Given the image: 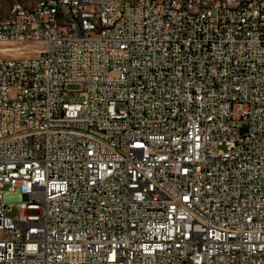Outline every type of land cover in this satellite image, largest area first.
Here are the masks:
<instances>
[{
	"label": "built area",
	"instance_id": "2783aa9c",
	"mask_svg": "<svg viewBox=\"0 0 264 264\" xmlns=\"http://www.w3.org/2000/svg\"><path fill=\"white\" fill-rule=\"evenodd\" d=\"M249 1L17 3L0 29V264H264Z\"/></svg>",
	"mask_w": 264,
	"mask_h": 264
},
{
	"label": "bare ground",
	"instance_id": "6f19581e",
	"mask_svg": "<svg viewBox=\"0 0 264 264\" xmlns=\"http://www.w3.org/2000/svg\"><path fill=\"white\" fill-rule=\"evenodd\" d=\"M219 1L221 7L225 9L238 8V13H248L252 9V1L249 0H213ZM17 5V4H16ZM13 8L11 15L8 18L0 17V29L11 26L15 22V10ZM39 7H46V13H54V6H46V0H39L30 8L24 9H38ZM179 12H193V17H200L202 14V6H195L193 1H182L179 4ZM105 28H112V21H105Z\"/></svg>",
	"mask_w": 264,
	"mask_h": 264
},
{
	"label": "rangeland",
	"instance_id": "374dc122",
	"mask_svg": "<svg viewBox=\"0 0 264 264\" xmlns=\"http://www.w3.org/2000/svg\"><path fill=\"white\" fill-rule=\"evenodd\" d=\"M38 1L39 0H0V17L3 19L8 18L11 15L14 6L17 3H20L25 8H30L34 4H36ZM70 89L72 91L66 95V99L69 101H71V100L81 101L82 97L79 94V90H82V86L81 85H72V86H70ZM73 91H75V92H73ZM10 214L14 215V214H16V211H13Z\"/></svg>",
	"mask_w": 264,
	"mask_h": 264
}]
</instances>
